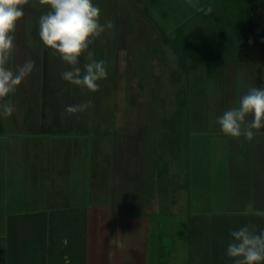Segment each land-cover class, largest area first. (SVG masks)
<instances>
[{"label":"rangeland","instance_id":"374dc122","mask_svg":"<svg viewBox=\"0 0 264 264\" xmlns=\"http://www.w3.org/2000/svg\"><path fill=\"white\" fill-rule=\"evenodd\" d=\"M30 4L28 12H16L22 16L25 33L18 30L17 15L14 21H2L14 36L37 38L25 44L34 52L30 69L18 51L16 55L15 40L8 50H1L0 44L3 90L12 93V87L21 84V73L30 71L26 78L36 101V107L24 109L30 114L23 125L39 130L17 135L99 137L97 147L115 156V173L108 187L99 191L85 174L96 168L90 150L81 157L84 165L79 170L77 148L63 151L60 161L62 167L66 161V172L61 179L52 170L56 182L50 189L58 186L57 196L65 203L59 209H55L59 198L46 203L47 217H54L57 210L73 215L84 208V225L100 231L95 242L102 244L110 217L124 223V217L148 216L129 211L148 208L168 229L186 225L190 264H251L245 260L242 241H236L241 231L232 227L233 216L239 219L242 209L245 214L243 189L235 182L224 187L219 177L226 169L223 160L229 158L237 166L246 158L249 162L257 158L253 145L234 138L247 131L232 121L246 114L244 103L250 99L243 101L241 96L252 92L249 88L258 81L250 74L253 64L242 62L238 53L248 36L253 2L36 0ZM11 35L0 27V36ZM2 60L10 65L2 66ZM8 68L17 71L18 79L3 80L2 70ZM12 110L0 107V130L9 135H15L6 123ZM122 135H128L126 146ZM222 135L231 136L223 140ZM219 143L230 149L228 157L216 155ZM122 166L130 167L125 178L119 172ZM229 197L234 203L225 204ZM226 229L229 235L222 234ZM246 254L249 258L251 252Z\"/></svg>","mask_w":264,"mask_h":264},{"label":"crops","instance_id":"0c3cea01","mask_svg":"<svg viewBox=\"0 0 264 264\" xmlns=\"http://www.w3.org/2000/svg\"><path fill=\"white\" fill-rule=\"evenodd\" d=\"M35 1L0 0V27L9 29L12 34L7 37L0 36V44L4 45L1 50H8V46L13 45L15 40V53L17 55L18 51L19 57L27 63L28 69L31 68V57L34 52L25 44L28 45L31 40L37 38L14 36L10 26L2 21H14L16 12H28L30 2ZM16 21L18 30L25 33L26 27L22 23V16H18ZM5 62L10 65V62L2 60V66ZM249 68L251 75L258 76V81L249 88L253 90L252 92H244L241 96L243 101L250 99V103H244L246 114L241 115L242 119L238 116L232 121H236L239 128L247 131L243 135H235L234 138H241V144L248 143L250 147L253 145V152L257 158L252 159L253 164L246 158L245 162L237 166H234L235 161L232 162L229 158L227 161L223 160L226 169L221 171L219 179L224 187L230 188L232 182H235L238 188L243 189L240 196L245 204V214L242 215L244 210L242 209L239 212V219L233 216L236 223L232 227L241 231L236 241L241 240L243 243L245 260L251 264H264V63L253 64ZM12 69L14 68L2 70L3 80L8 79L10 82L11 77H14V80L15 77L18 79L17 71L14 69L12 74ZM29 74L30 71L21 73L23 76L19 80L21 84L13 86L12 93L11 90H3V86L0 85V107H13L12 115L7 113L9 121L6 123L12 126L15 134L9 135V132L3 133L0 130V249L5 251L6 264H190L189 253L192 249L190 237L188 241L184 233L187 232L186 225L183 223L181 226L179 223L175 227L176 230L168 229L159 223L158 215H155L157 213H151L148 208L129 211L137 213L136 215L145 213L148 216L124 217V223H118L117 217H110L111 227L105 229L104 237L107 240L102 244L95 242V236H98L100 231L93 226L87 228L84 225L87 215L84 208L73 215L65 210H57L54 217H47L46 203H51L53 199L61 200V197L57 196L59 187L54 186L52 190L50 189L51 182H56L50 173L55 169L62 179V172H66V161L64 167L60 161L63 151L65 154L69 147L71 150L77 148L75 162L79 170L84 165L81 157L90 150L91 165L95 160L96 168L85 174L89 175L93 187L99 191L108 187L107 181L110 182L115 173V156L109 150L97 147L100 146L99 137L93 139L89 135H17L23 131L29 133L39 130L24 128L23 125L26 123L25 116L30 114L24 109L36 107V101L32 97L33 91L29 89L30 79L26 78ZM3 84L9 83L3 81ZM252 101L255 103L254 107L251 105ZM227 136L231 135L221 137L224 140ZM122 138L121 141L126 146L128 135H122ZM227 151L230 149L224 143H219L216 155L219 153L218 156H227L229 155ZM211 156L215 155L211 153ZM127 171H130V167L122 166V170L119 171L123 173L122 178L127 176L125 175ZM141 174L139 182H142ZM63 177L66 178L64 175ZM93 181L100 183L95 184ZM73 198L84 201L81 196ZM67 199L68 196L65 197V201ZM64 203L62 200L59 201L55 209L61 208ZM228 203H234L233 197L225 201V204ZM252 203L254 208H251ZM103 210L101 208L100 212ZM98 217H101L100 213ZM237 220H240V227ZM247 221L250 222V226L245 225ZM229 231L230 229L223 230L222 234L229 235ZM247 251L251 252L249 258Z\"/></svg>","mask_w":264,"mask_h":264},{"label":"trees","instance_id":"16d2710c","mask_svg":"<svg viewBox=\"0 0 264 264\" xmlns=\"http://www.w3.org/2000/svg\"><path fill=\"white\" fill-rule=\"evenodd\" d=\"M251 1L253 4L248 19V36L240 44L239 57L242 62L262 64L264 63V2ZM0 264H6L3 249H0Z\"/></svg>","mask_w":264,"mask_h":264}]
</instances>
